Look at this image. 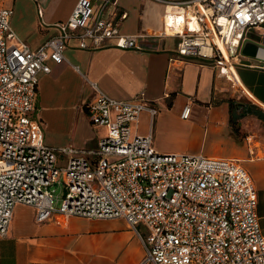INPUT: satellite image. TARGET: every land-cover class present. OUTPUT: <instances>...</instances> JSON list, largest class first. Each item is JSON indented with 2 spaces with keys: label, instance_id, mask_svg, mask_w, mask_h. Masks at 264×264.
Returning a JSON list of instances; mask_svg holds the SVG:
<instances>
[{
  "label": "built area",
  "instance_id": "built-area-1",
  "mask_svg": "<svg viewBox=\"0 0 264 264\" xmlns=\"http://www.w3.org/2000/svg\"><path fill=\"white\" fill-rule=\"evenodd\" d=\"M155 1L181 10L186 23L170 61L214 59L225 75L243 63L250 31L264 27V0ZM114 2L79 0L59 34L36 50L13 29V9L0 6V236L24 204L35 209L38 223L58 214L125 219L151 264H264L258 190L248 170L235 159L156 150L151 133L137 132L144 111L157 113L144 93L119 100L88 80L95 93L90 119L107 129L97 149L44 142L32 113L49 61H66L73 39L83 49L137 47V37L122 34L106 16ZM190 114L187 105L182 117ZM59 153L69 155L65 166L58 164ZM60 179L64 194L56 198L49 187Z\"/></svg>",
  "mask_w": 264,
  "mask_h": 264
},
{
  "label": "crops",
  "instance_id": "crops-1",
  "mask_svg": "<svg viewBox=\"0 0 264 264\" xmlns=\"http://www.w3.org/2000/svg\"><path fill=\"white\" fill-rule=\"evenodd\" d=\"M78 1L0 0V6L13 9V29L36 50L59 34V24L68 20ZM105 13L122 34L137 37V47L83 49L73 39L66 61H49L51 71L39 76L32 113L41 124L44 142L58 148L97 149L107 129L90 119L88 105L95 93L88 80L119 100L144 93L157 113L144 111L137 132L151 133L154 147L162 153L239 160L258 190L264 233V120L253 113L242 115L239 133L230 122L231 102L241 103L238 96L264 111V48L259 47L255 57L242 55L243 63L225 75L214 59L170 61L177 56L179 34L186 27L178 8L155 0H115ZM247 39L264 46V27L251 30ZM187 105L191 114L186 119L182 113ZM68 157L58 154L65 165ZM144 258L136 231L122 218L58 214L38 223L35 209L19 204L8 234L0 236V264H151Z\"/></svg>",
  "mask_w": 264,
  "mask_h": 264
},
{
  "label": "water",
  "instance_id": "water-1",
  "mask_svg": "<svg viewBox=\"0 0 264 264\" xmlns=\"http://www.w3.org/2000/svg\"><path fill=\"white\" fill-rule=\"evenodd\" d=\"M264 48L263 45H260L259 43H256L250 39H246L242 45V49H241V53L244 56H253L255 57L257 55L258 52V48ZM247 64L249 63L248 61H245ZM236 107L240 106V105H246L245 103H235ZM253 111V107L252 105H248L247 109H246V114H250Z\"/></svg>",
  "mask_w": 264,
  "mask_h": 264
},
{
  "label": "trees",
  "instance_id": "trees-1",
  "mask_svg": "<svg viewBox=\"0 0 264 264\" xmlns=\"http://www.w3.org/2000/svg\"><path fill=\"white\" fill-rule=\"evenodd\" d=\"M235 107H236L235 102H231L230 122L232 126L234 127L235 131L239 133L241 129V125L238 122V118L241 117L242 114L234 115V112H237ZM252 113L258 115L262 120H264V111H261L258 107L254 106Z\"/></svg>",
  "mask_w": 264,
  "mask_h": 264
},
{
  "label": "rangeland",
  "instance_id": "rangeland-1",
  "mask_svg": "<svg viewBox=\"0 0 264 264\" xmlns=\"http://www.w3.org/2000/svg\"><path fill=\"white\" fill-rule=\"evenodd\" d=\"M237 100H241V101L243 100L244 102H247V100L244 97H242V96H238ZM234 115H240V114L238 112H234ZM58 161H59V166H64L65 165V161L64 160L62 161L61 158H59ZM49 189L51 191H53V193H54V195H55L56 198L57 197H60L61 198L63 196V194H64V184H63V180L60 179V182L51 185L49 187Z\"/></svg>",
  "mask_w": 264,
  "mask_h": 264
},
{
  "label": "flooded vegetation",
  "instance_id": "flooded-vegetation-1",
  "mask_svg": "<svg viewBox=\"0 0 264 264\" xmlns=\"http://www.w3.org/2000/svg\"><path fill=\"white\" fill-rule=\"evenodd\" d=\"M241 103H245L246 105H240V106H238V107H235V109H236V111L239 113V114H242V115H244V114H246V109H247V107H248V105H250L249 103H247V102H242L241 101ZM253 107V106H252Z\"/></svg>",
  "mask_w": 264,
  "mask_h": 264
}]
</instances>
